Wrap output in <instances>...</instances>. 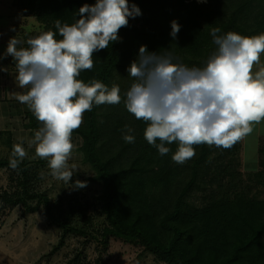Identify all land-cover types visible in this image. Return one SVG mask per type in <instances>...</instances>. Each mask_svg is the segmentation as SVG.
<instances>
[{"label":"trees","instance_id":"obj_1","mask_svg":"<svg viewBox=\"0 0 264 264\" xmlns=\"http://www.w3.org/2000/svg\"><path fill=\"white\" fill-rule=\"evenodd\" d=\"M15 2L19 10L36 17L44 27L43 32H56L54 38L60 40L56 20L62 25L73 24L79 19V8L95 0ZM129 3H135L142 15L129 18L128 26L119 30L121 40L94 53L93 69L81 70L77 77L85 83L96 79L109 87L118 85L122 100L117 105H94L84 114L82 125L73 131L72 142L80 158L68 161L76 172L70 184H63L69 195L66 202L62 198L64 203L54 206L46 192L33 187L41 179L37 166H48L47 159L39 157L36 164L26 157L17 169L9 166L10 158H0V169L9 170L10 180L17 179L12 184L14 193L4 190L0 200L10 208L20 205L27 212H35L42 205L50 224L62 231L55 249L62 246L66 235H86L88 240L95 241L97 257L114 240L138 247L162 264H264V198L260 193H251L250 177L246 181L235 172L232 162L237 144L230 149L194 145V158L183 165L174 163L172 155L178 144L166 143L170 152L159 155L158 149L144 138L146 122L137 120L124 103L125 93L134 82L127 68L137 58L141 45H146L150 52H171L190 67H203L217 47L210 35L212 28H220V34L264 33V0L200 3L129 0ZM173 20L181 26L175 40L170 36ZM11 60L12 73L17 74L15 61ZM28 90L27 86L22 88L17 97ZM19 120L30 135L43 127V122L37 121L27 108ZM260 123L264 131L263 119ZM128 128L132 129L130 133ZM125 134L133 135L135 142L126 143ZM263 137L264 132L257 136V168L251 180L262 186ZM84 171L89 173L81 175ZM79 175L80 181H87L84 188L73 186ZM89 192L98 205L96 213L101 221L89 213ZM96 223L101 225L100 229ZM79 256L76 254L73 262Z\"/></svg>","mask_w":264,"mask_h":264},{"label":"clouds","instance_id":"obj_2","mask_svg":"<svg viewBox=\"0 0 264 264\" xmlns=\"http://www.w3.org/2000/svg\"><path fill=\"white\" fill-rule=\"evenodd\" d=\"M78 15L71 25L56 20L62 39H55L53 31L26 41L14 36L0 56L15 61L16 81L29 89L17 99L43 122L29 147L34 145L35 156L47 159L51 175L67 184L76 172L68 164L74 149L72 133L82 125L84 114L94 105H117L122 100L118 85L109 87L96 79L85 83L77 77L81 70H92L94 53L120 41L119 30L142 12L129 0H95L84 3ZM180 27L171 22L174 40ZM220 33L218 27L210 30L217 47L203 67H190L171 52H150L141 45L127 68L134 81L124 97L127 111L146 122L144 138L159 155L170 152L166 143L178 144L172 161L180 165L195 157L194 145L230 149L253 131V123L264 119V67L252 71L264 53V33ZM123 139L135 142L130 134ZM27 155L23 142L14 144L9 166L17 169ZM73 186L84 188L87 181L76 180Z\"/></svg>","mask_w":264,"mask_h":264},{"label":"rangeland","instance_id":"obj_3","mask_svg":"<svg viewBox=\"0 0 264 264\" xmlns=\"http://www.w3.org/2000/svg\"><path fill=\"white\" fill-rule=\"evenodd\" d=\"M193 1L200 3V0ZM15 3V0H0V56L6 53L11 37L17 36L24 40L25 37L44 31L43 25L35 16L19 10ZM11 59V56H7L0 60V68L7 69L0 70V158L9 159L13 145L23 142L28 153L27 158L29 157L28 159L36 164L35 146L29 147L36 131H32L30 135L27 129L20 126L19 115L24 108L28 110L29 108L18 99L14 100L22 88L16 81L17 74L13 72L14 76L12 73L14 65ZM263 63L264 53L261 54L260 64L254 65L253 74L263 67ZM260 127L253 123V131L236 143L238 150L234 154L235 160L232 163L235 166V172L240 173L243 180L250 177L251 193H260V196L264 198V186L256 185L251 181L254 178L253 172L257 168L256 140L257 136L262 134ZM79 158L80 152L74 147L70 160L76 161ZM35 164L32 165L33 168L36 167ZM37 167L40 170L41 179L36 181L33 187L46 192L54 206H57L58 202L64 203L62 198H66V202L69 195L67 196V192L64 191V182L53 177L46 164ZM88 173L84 171L81 175ZM9 174V170L0 169V193L6 190L8 194H12L16 190L13 189L12 184L16 183L17 179L14 177L10 180ZM79 177L80 175L77 177L78 180ZM87 200L91 202L89 213L96 216V220L101 221V217L96 213L98 205L91 192L87 193ZM54 212L58 214L57 208H54ZM73 223L76 224V220ZM96 225L100 229L101 225L97 223ZM61 234V229L51 225L46 218L42 205L35 212H27L20 205L10 208L0 200V264H96L97 258H99L98 264H162L140 248L114 240L97 257L95 241L88 240L86 235H66L62 246L55 249L61 241ZM76 254L80 255L79 259L73 262Z\"/></svg>","mask_w":264,"mask_h":264},{"label":"crops","instance_id":"obj_4","mask_svg":"<svg viewBox=\"0 0 264 264\" xmlns=\"http://www.w3.org/2000/svg\"><path fill=\"white\" fill-rule=\"evenodd\" d=\"M263 67H264V63H263V65H262ZM263 121H264V119H263ZM256 124H258V125H260L261 123L259 122V123H255V125ZM257 128V127H256ZM261 128V127H260ZM260 130V132H264L262 129H259Z\"/></svg>","mask_w":264,"mask_h":264}]
</instances>
